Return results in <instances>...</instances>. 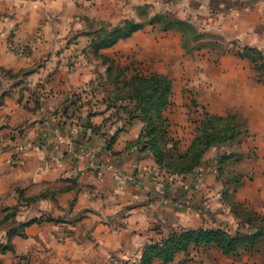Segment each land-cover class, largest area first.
Wrapping results in <instances>:
<instances>
[{"label":"crops","instance_id":"0c3cea01","mask_svg":"<svg viewBox=\"0 0 264 264\" xmlns=\"http://www.w3.org/2000/svg\"><path fill=\"white\" fill-rule=\"evenodd\" d=\"M0 11L14 31L2 62L30 70L24 101L4 103L12 118L0 119V243L18 231L1 264L139 263L169 227L207 229L221 212L229 224L224 193L236 186L234 200L264 215V80L246 51L264 62V0H0ZM162 15L194 34L149 23ZM128 21L141 28L104 47L103 32ZM153 74L172 83L166 151L188 150L207 115L235 116L241 134L192 173L161 166L139 143L147 122L130 117L125 87Z\"/></svg>","mask_w":264,"mask_h":264},{"label":"trees","instance_id":"16d2710c","mask_svg":"<svg viewBox=\"0 0 264 264\" xmlns=\"http://www.w3.org/2000/svg\"><path fill=\"white\" fill-rule=\"evenodd\" d=\"M150 24H159L164 30H171L183 25L186 30V35H193L194 30L187 24H182L171 15L156 16L149 20ZM141 28L140 24L133 21H128L124 26L112 31H104L102 39L104 40V47L111 46L121 39L130 37L134 32ZM106 43V44H105ZM247 54L252 57L256 63V68L260 72V78L264 80V62L261 54L253 49H247ZM131 92V99L136 100L137 105L135 109L130 111V117L135 118V113L140 111L145 117L147 125L142 132L139 143L143 142L146 149H150L158 163L172 171L173 174H188L195 171L202 162L206 152L213 146L222 145L235 140L241 134L243 127L238 123L235 116L228 118H218L208 116L202 121L199 127L198 135L193 141L191 147L185 153L174 151H166L164 146L168 136L169 123L163 118L162 112L170 105V97L172 94V83L168 78L153 74L149 77H134L125 83ZM93 133H97L94 126L89 127ZM174 150L177 146L174 144ZM221 177L224 176L223 168L220 167ZM233 181L241 184V176H235ZM230 192L227 190L224 193V198L230 199ZM243 204H238L236 207L242 208ZM244 207V206H243ZM253 213V212H252ZM16 213H12L14 216ZM10 215V217H11ZM255 221L263 223L264 218L253 214ZM9 216L6 219L10 218ZM252 221V220H251ZM250 221V222H251ZM249 222V223H250ZM14 231L10 234H16ZM263 231H258L254 237H261ZM244 235V234H243ZM238 233L237 237L251 236ZM225 231L215 232L212 229H203L192 231H172L171 234L164 239L160 244L152 245L144 252V256L138 264H153L155 259H162L165 262H171L174 259L176 251H187L192 244H209L217 243L229 252V245L231 240L227 238ZM177 247V249H174Z\"/></svg>","mask_w":264,"mask_h":264},{"label":"rangeland","instance_id":"374dc122","mask_svg":"<svg viewBox=\"0 0 264 264\" xmlns=\"http://www.w3.org/2000/svg\"><path fill=\"white\" fill-rule=\"evenodd\" d=\"M6 17L7 16L0 11V119H2V121H4L5 118L8 120L12 118L10 114L3 113V108L8 101L14 100L17 96L19 97L18 100L21 104L24 101V98L27 95L26 91L29 92V90H27V86L22 88L21 91H19L18 88H20L23 84H27L26 81L30 74V70L16 72L13 62L12 66H10L11 68H8L1 60V57L4 55L5 51H10V53L14 55V46L10 44L14 37V31H8L5 20ZM6 47L9 51L6 49ZM14 137L15 135L13 132L10 133V136L8 135L9 144L14 141ZM20 153L21 151H18L13 154L11 160L12 166H18L20 164L22 160ZM235 176L240 175L230 174L231 185H235L233 183ZM237 188L238 187L236 186L234 191L231 190L230 199L224 201L226 203L225 209L229 208L231 213V220L229 224L223 222L224 220L222 219H224L223 217L225 216V213L221 212L220 215L222 216H220V221H214V219H212L213 225L210 224L207 228L212 229L215 232L225 231L227 238H230L229 240H231L230 243H228V247L230 249L229 252L227 251L228 248L225 249L217 243L192 244L189 246L187 251H176L174 253V259L171 262H165L164 260L157 258L154 260L153 264H264V225L263 223L261 224L260 222H256L253 214L255 213L258 217L262 216L263 218L264 215L256 210L250 209L246 205H243L244 207L242 206V208L236 207V205L240 204L234 200V193L237 192ZM10 211L16 213L15 210L7 208L6 217L9 216L11 213ZM11 217L13 216L11 215ZM4 223L9 224V222H0V225ZM260 229L263 231V235L261 237H254V235L257 234ZM172 231L186 230H184L181 226H172L169 227V229L164 232V234L159 235L157 233L155 236V242L145 243L143 256L147 248L151 247L152 245L154 246L155 244H160L171 234ZM12 232L13 230L8 233L5 244L0 243V254H4L13 250V246L10 243V239L12 237H9ZM238 233H241V235H246L249 233L251 236L241 238L237 237ZM227 238H225V241H227ZM1 241L2 239H0V242ZM174 249H177V247ZM176 259L179 260L175 262Z\"/></svg>","mask_w":264,"mask_h":264},{"label":"built area","instance_id":"2783aa9c","mask_svg":"<svg viewBox=\"0 0 264 264\" xmlns=\"http://www.w3.org/2000/svg\"><path fill=\"white\" fill-rule=\"evenodd\" d=\"M263 56H264V52H263ZM57 147L60 149V146L59 145ZM85 157H87L90 160H93L94 153L92 151L86 150V151H83L81 154H79V158L80 159H83Z\"/></svg>","mask_w":264,"mask_h":264}]
</instances>
